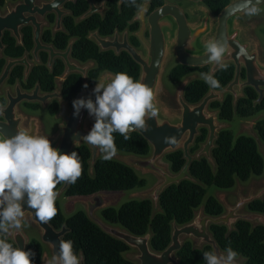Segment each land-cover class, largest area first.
<instances>
[{"label":"water","instance_id":"1","mask_svg":"<svg viewBox=\"0 0 264 264\" xmlns=\"http://www.w3.org/2000/svg\"><path fill=\"white\" fill-rule=\"evenodd\" d=\"M38 0H24L23 3L17 4L11 8L6 18L1 19L3 29L5 27L14 33V36L20 40V29L32 25L35 29V54L40 50L50 52V67L55 59H62L66 65V73L62 77L59 85L72 74H79L84 77L87 82V73L94 67L93 63H88L81 67L76 61L71 59L72 45L69 46L67 52H56L53 47H44L41 43V32L47 23L41 20L47 15L56 14L57 22L55 33L64 32L63 19L70 13L63 10V7L77 0H53L51 2H41ZM90 5V10L79 22L93 16L94 14H104L105 2L98 6L95 0H85ZM193 4L200 5L207 0H187ZM124 2L119 1V7ZM150 1L145 3L144 12L138 14L133 20L141 22L140 30L135 34L139 42L142 44L146 54L137 51L129 43L128 32H125L123 38L119 32H116L114 38H101L98 32L90 35L91 40H95L102 52L115 51L116 55L126 52L140 68L139 80L154 89V103L158 108V116L155 119L147 121L148 131H133L129 134L138 133L148 143L151 153L148 157H137L131 155L124 160V164L133 170H140L146 174L157 176L161 183L156 186L150 193L144 195L142 200H149L153 205V216L161 212L160 199L166 191L172 186H180L183 182L189 181L200 184L192 175L191 167L194 162L206 159L212 166L214 171L217 165L213 157L216 149V143L219 134L228 129L226 124H222L219 120V112L213 111L211 106L213 103H222L226 95H232L234 99V108L240 98L243 97L244 89L253 88L258 92L262 102L264 98V62L261 61V49L258 41L253 35L256 29L254 22L248 25H242L237 19L246 15L243 13L240 4L241 0L231 2L219 15L216 25L212 22L209 12H205V16L197 26L188 23L185 13L176 5L167 3L163 8L154 11L149 17L148 7ZM259 7L264 6V0H260ZM1 32V31H0ZM149 33V35H147ZM210 39L226 40L231 46V56L225 57L226 65L235 67V76L233 81L223 90L215 91L211 89L204 99L196 104H189L185 99V89L192 80L185 81L177 93L178 108H172L160 96V88L162 76L166 66V60L170 53H174L179 65L190 69H209L214 77L223 69L217 65L208 62L205 45ZM26 64L28 71L31 65L22 61H10L2 78L0 79V89L4 81L8 78L11 71L19 65ZM243 69L246 70V81H242ZM112 76L111 73L105 74L101 80L107 81ZM100 80V81H101ZM93 86L80 93L75 100L91 98L95 102ZM17 95L13 96L8 92V107L4 109L0 115L4 118L0 122V132L11 137L17 131H28L30 134L40 135L39 121L37 119H29L19 112V107L23 102L40 103L44 107L52 100L58 99L62 104L61 112L57 119L62 120L59 131L50 140L54 148L59 149L61 154H71L81 146H87L91 152L90 168L93 171L94 166L100 159V151L82 141V137L86 136L91 128L92 117L89 116L87 110L82 109L78 117L74 116V108L72 106L69 112L68 105L62 101V97L58 93L40 94L39 86L32 93L22 92L17 89ZM208 131V137L201 149L192 154V148L196 145V141L200 136L201 130ZM251 136L256 140L259 151L264 158V145L260 141L257 134L250 129ZM174 136L175 144H165L164 138ZM80 141L79 143H76ZM182 151L186 161L183 169L174 174L170 165L160 164L166 160L167 156L175 152ZM167 161V160H166ZM71 184L64 183L59 197L65 193ZM86 207L88 218L96 224L108 236L123 242L130 248V251H136L137 254L131 256L130 261L133 264H181L178 254L182 251L185 242H191L195 245V250H202L203 247H211L217 253H224L219 247L211 233L212 226H225L228 234L235 231L239 222H247L254 227H264V215L249 211V207L258 201H264V180L262 187L252 189L248 196L238 194V202L234 206H229L224 198L218 200L224 207L225 213L220 217H210L202 211L195 214L194 219L184 225L178 226L176 223L172 225V239L170 246L164 252H157L152 249L151 240L153 237L152 230L145 236H135L124 228L113 226L96 217L97 212H102L108 208H114V199L103 194H97L92 197L78 199ZM248 209V212H244ZM25 217L24 221H31L39 230L41 242L48 248L53 256L59 250V241L64 240L69 233V229L64 226L61 230L55 229L52 224L41 223L31 210L24 205ZM15 246L22 250L28 249L29 240L23 230L19 233L13 230L8 235ZM81 264L85 263L84 255L80 256ZM49 261L44 256L41 264H47ZM236 264H246L244 259H236Z\"/></svg>","mask_w":264,"mask_h":264},{"label":"trees","instance_id":"2","mask_svg":"<svg viewBox=\"0 0 264 264\" xmlns=\"http://www.w3.org/2000/svg\"><path fill=\"white\" fill-rule=\"evenodd\" d=\"M50 1V0H46ZM106 1L107 11L104 17L94 15L89 19L77 23L76 19L82 17L89 10V3L81 0L75 4H69L67 9L73 13L64 21L67 34H58L52 39L51 32H46L45 41L53 43L56 49L65 51L72 39H76L73 45L72 56L81 63L95 61L97 68L90 71L88 86L92 87L98 82L102 73L115 75L125 72L134 80L140 78V68L125 52L115 55L113 52H100L99 47L88 39L90 33L98 31L101 37L107 38L114 35L116 30L123 33L129 30L130 42L139 47L138 40L133 36L138 31L137 24H130L137 13V8L125 3L121 9L119 0H96L97 3ZM165 0L153 1L152 8L157 9L164 5ZM142 5L144 0H136ZM3 4L0 0V6ZM207 7L214 15H219L229 4L230 0H208ZM54 22V17L49 18ZM8 55L12 58L22 57L24 52L33 48L32 31H24V47L16 48L15 43L8 37ZM43 61L46 62L44 56ZM2 64H0V71ZM64 66L56 63L53 74L45 67L34 70L26 89H32L40 84L44 93H50L55 88V78L61 76ZM209 73V69H190L180 65L170 71V80L174 84H180L192 73ZM20 68L16 69L11 83L21 78ZM219 81V88H212L201 79L191 80L185 89V99L189 104L200 103L211 89L223 91L234 78V67L227 65L214 77ZM82 78L71 76L63 86V97L68 102H73L75 97L84 91ZM257 94L253 90L246 91V97L239 100L237 109H234L233 97L226 95L222 103H213L211 108L219 112L220 122H232L236 117L248 119L264 111V101L256 104ZM4 103V101H3ZM36 110L38 105H27ZM59 110L58 104L53 103L49 109L52 115ZM260 141L264 145V119L257 122L255 127ZM130 139L125 140L119 133H114L117 151L137 157H148L151 148L138 133L129 134ZM208 131L201 130L196 145L192 148V154L197 152V146L206 142ZM82 157V176L71 184L65 193L68 198H88L102 193L129 192L138 188H144L145 180L141 179L135 170L124 163L100 158L91 172V152L87 146H81L75 150ZM213 157L217 165L214 171L206 159L194 162L191 167V175L200 184L189 181L180 186H172L160 199L161 212L153 216V205L149 200H133L123 203L118 209L108 208L101 212L103 220L113 226H119L135 236H145L152 230V249L164 252L171 244L172 225L184 226L190 223L196 212L203 207V211L210 217H220L225 213L223 205L215 198L208 197L207 189L215 187L221 190H230L236 185V181L247 182L252 177H261L264 174V158L259 151L256 140L251 136L240 135L237 139L230 129L223 130L219 134ZM167 162L174 174H178L186 164L182 151L167 156ZM64 183L57 186V191ZM58 214L50 221L52 226L61 230L64 226L69 229L64 240L74 242V250L80 256L84 255L86 264H133L124 255L130 252V248L123 242L105 234L94 224L83 211H78L70 217H65L59 201H56ZM249 211L264 215V201L253 203ZM211 233L219 247L225 249L231 247L238 253L236 259H244L246 264H264V227H254L247 222H239L235 231L228 234L225 226H212ZM11 243V242H10ZM27 251L35 253L32 264H41L44 249L42 245L32 240ZM213 251L205 246L202 250H195V245L185 242L182 251L178 254L181 264H206L203 253Z\"/></svg>","mask_w":264,"mask_h":264},{"label":"clouds","instance_id":"3","mask_svg":"<svg viewBox=\"0 0 264 264\" xmlns=\"http://www.w3.org/2000/svg\"><path fill=\"white\" fill-rule=\"evenodd\" d=\"M122 2L136 7L138 14L145 10L136 0ZM259 2L241 0L240 7L244 14L256 16L261 11ZM205 49L208 62L226 70L224 60L226 55L231 56L230 44L226 40L210 39ZM200 75L210 87H220L211 72ZM93 94L95 102L91 98L73 101L74 116L78 117L85 109L94 117L93 127L81 139L103 153L104 160H111L117 153L114 133L128 140L133 131H148L147 121L158 116L154 89L125 72H118L107 81L96 82ZM3 111L4 106L0 105V113ZM164 143L175 144L176 138L165 137ZM82 171V157L76 151L61 154L45 135L24 130L8 137L0 132V264H32L35 253L8 241L13 230L19 233L25 226L24 205L34 210L41 223H49L58 214L56 201L60 194L57 186L76 183ZM237 256L231 247L224 253H203L206 264H236ZM47 264H81L74 242L60 240L58 252Z\"/></svg>","mask_w":264,"mask_h":264},{"label":"flooded vegetation","instance_id":"4","mask_svg":"<svg viewBox=\"0 0 264 264\" xmlns=\"http://www.w3.org/2000/svg\"><path fill=\"white\" fill-rule=\"evenodd\" d=\"M11 1H12L11 3H7L6 0H2L3 4L0 6V31H1V32H0V64H2V68H1V71H0V79L2 78L3 74L5 73V70H6V68L8 67V64H9L10 61H22V60L26 59V62H27L28 64L31 65V68H30L29 71H28V67L26 66V64H22V65L16 66V67L11 71V73H10L9 76H8V78L4 81V83H3V85H2V87H1V89H0V105H3V106H4V109L8 107V104H9V101H8V92H10L11 95L16 96V95H17V93H16V92H17V89H20L22 92L32 94V93L36 90V88L39 86V88H40V94H41V95H45V94H54V93H58V94H60L61 97H62V101L68 105L69 112H71V110H72V106H73V102H68V101L64 100V97H63V94H62L64 84L66 83V81H67L71 76L76 75V76H80V77L82 78L83 85H85V84L88 85V83H89V73H90V71H92V70H94V69L97 68V63H96L95 61H90V62H88V63H93V64H94V67H93L92 69H90V70L88 71V73H87V82L84 81V77H83L82 75H79V74H72V75H70L66 80H64V81L61 83V85H59V82L61 81L62 77H63L64 74L66 73V65H65V63H64V61H63L62 59H55L54 62H53V64H52L51 67H50L51 56H50V52H47L46 50H40L37 54H35L36 44H35V29H34V27H33L32 25H29V26H27V27H22V28L20 29V36H21L20 40L17 39V38L14 36V33H13L12 31L8 30L7 27H5V28L3 29V22L1 21V19L6 18V16L8 15V13L11 11V8L14 7V6H16L17 4L23 3L24 0H11ZM51 1H53V0H50V1H46V0H38V1H37V4L40 5L41 2H51ZM78 1H81V0H77V1H75V2H70V3L66 4V5L63 7V10H64V11L70 13L69 16H67V17H65V18L63 19V28H64V32L55 33L56 22H57V15H56V14H50V15H47L45 19L41 20L42 22L48 24L47 27L44 26V27L42 28L41 38H40L41 43H42V46H44V47H53L54 50H55L56 52L65 53V52H67V50H68V48H69V46L71 45L72 42H73V45H74V43L76 42V39H72V40L69 42V45H68V47H67V49H66L65 51H60V50L56 49V47H55V45H54L53 43H47V42L45 41V35H46V32L50 31V32H51L52 39H54L58 34H67V30H66V28H65V26H64V21H65L66 18H68V17H72V16H73V13H72L70 10L67 9V6H68L69 4H75V3H77ZM84 1H85V0H84ZM119 1H120V0H119ZM148 1H150V4H149V7H148V14L146 15V18L149 17L154 11L163 8L167 3H169V4H171V5H176V6L180 7V9L185 13V15H186V17H187V20H188V23H189L190 25H192V26H197V25L200 24V22L202 21V19H203L204 16H205V12H206V11L210 13V15H211V17H212V22H213L214 26L216 25L217 20H218V17H219V15H220V14H219V15H214V14L210 11V9L207 7V4H206L208 0H207L206 2L200 4V5L193 4L192 2L187 1V0H172V1H171V0H165V1H164V5H163L162 7H160V8H157V9H153V8H152L153 1H155V0H144L142 6L144 7L145 3H147ZM180 1L187 2V3H189V4L191 5V11H192V13H193V17H194L196 23H193V22L190 21L192 15H191L190 13L186 12V11H185V10H184V9L178 4V2H180ZM233 1H235V0H230V3L233 2ZM86 2H87V1H86ZM104 2H105V11H104V14H103V15H101V14H94V15H100V16H102V17L105 16L106 11H107V6H106V1H103L102 3H104ZM95 3H96V5H98V6L102 5V3H97L96 0H95ZM124 4H125V3H124ZM124 4H123V5H124ZM89 7H90V5H89ZM118 7H119V3H118ZM122 7H123V6H122ZM122 7H119V9H121ZM263 7H264V6L260 7V9H262ZM89 10H90V8H89ZM89 10H88V12H89ZM88 12H87V13H88ZM221 12H222V11H221ZM137 13H138V12H137ZM137 13H136L135 17L137 16ZM85 14H86V13H85ZM85 14H84V15H85ZM84 15H83V16H84ZM94 15H93V16H94ZM52 16L54 17V22H50V20H49V18L52 17ZM83 16H82V17H83ZM82 17L76 19V22H77V23H81V22H83V21H85V20H87V19L90 18V17H89V18H87V19H85V20L79 22V20H80ZM91 17H92V16H91ZM135 17L132 19V21L130 22V24H131V25H132V24H137L138 27H139V29H138V31H139V30H140V27H141V22H135V23H133V20L135 19ZM249 17H250V16H248V15H244V16L238 18V19H237V22L240 23V24H242V25H248L249 23L254 22V21L252 20V18L248 19ZM254 23L256 24V29H255V31L253 32V35L256 33V31H257V29H258V25H257V23H256V22H254ZM27 29H31V31H32V41H33V48H32V50L29 51V52H24L23 56H22V57H19V58H12V57H10V56L8 55V50H9V45H8V43H7V39H8V37L14 41V43H15V47H16V48H23V47H24V31L27 30ZM138 31H137V32H138ZM95 32H98V31H95ZM116 32H119V31L116 30ZM116 32H115V33H116ZM125 32H128L129 43H130L131 46H133V45L131 44V42H130V36H131V34H130L129 30L124 31L123 33H120V32H119V34H120V36H121V39L123 38V35H124ZM137 32H135V33L133 34V36L138 40V38L135 36V34H136ZM92 33H94V32H92ZM92 33H90L89 36H88V39H89V40H91L89 37H90V35H91ZM98 33H99V32H98ZM115 33H114V35H115ZM263 34H264V30H263ZM99 35H100V34H99ZM114 35L111 36V37H107V38H111V39H113V38H114ZM147 35H149V33H148ZM100 37H101V36H100ZM254 37H255V35H254ZM101 38H104V37H101ZM255 38H256V37H255ZM256 40H257L258 43H259V40H258L257 38H256ZM91 41L94 42V43L97 45V43L95 42V40H91ZM138 42H139V40H138ZM73 45H72V51H73ZM97 46H98V45H97ZM259 46H260V49H261V61L264 62V45H263V49H262L260 43H259ZM98 47H99V46H98ZM133 47H134L137 51H139V52H142V51L140 50V48L143 49L144 52H142V53H144V55L146 54V52H145V50H144V48H143V46H142V44H141L140 42H139V47H135V46H133ZM99 49H100V47H99ZM100 52H102L101 49H100ZM107 52H113V53L116 55L115 51H107ZM122 53H123V52H122ZM122 53H121V54H122ZM125 53H126V52H125ZM44 56L46 57V62L43 61ZM117 56H118V55H117ZM130 57H131V56H130ZM71 59L74 60V61H76L81 67H84L85 65L88 64V63H85V64H84V63H81V62L75 60V59L73 58L72 55H71ZM58 62H61V63L63 64V66H64V71H63V73H62L61 76H58V77L55 78V88H54V90H53L52 92H50V93H44V92L42 91L41 86H40L39 83H37V84L35 85V87L32 88V89H26V88H25V85H27V84L29 83V81L31 80L32 74H33V72H34V70H35L36 68H38V67H45V68L48 70V72H49L50 74H53L54 66H55L56 63H58ZM177 62H178V61H177ZM177 65H179V63H178ZM177 65H176V66H177ZM180 66H181V65H180ZM232 66H233V65H232ZM182 67H183V66H182ZM233 67H234V66H233ZM18 68H20V70H21V72H22V76H21V78H17V79L15 80L14 83H11V80H12V77H13V75H14V72H15V70L18 69ZM105 74H107V73H102V74H101L100 78L98 79V82L102 79V77H103ZM234 76H235V67H234ZM185 79H186V78H185ZM233 79H234V78H233ZM232 81H233V80H232ZM232 81H231V82H232ZM242 81H244V82L246 81V70H244V69H243V72H242ZM95 85H96V84H95ZM95 85H94V86H95ZM7 86H8V87H13V90H12V89H9ZM92 87H93V86H92ZM89 88H91V87L88 86L87 88L84 89V91L87 90V89H89ZM247 90H253V91L257 94L258 98H257L256 104H261V103L264 101V98H263L262 102H259V98H260V96H259L258 92H256L253 88H246V89H244L243 97L240 98L239 100L244 99V98L246 97V91H247ZM82 92H83V91H82ZM82 92H81V93H82ZM79 94H80V93H79ZM79 94H78V95H79ZM78 95H77V96H78ZM77 96H76V97H77ZM231 96H232V95H231ZM76 97H75V98H76ZM232 97H233V96H232ZM74 100H75V99H74ZM3 101H4V103H3ZM238 102H239V101H238ZM53 103H57V104H58V107H59V110H58V112H57L56 115H52V114L50 113V111H49V109H50V107H51V105H52ZM27 105H38V108H37L36 110H33V109H31V108H28ZM233 105H234V99H233ZM22 106H25L26 108H28V109H30L31 111H34V112H38V111H40V110L43 109V110H45L46 112H48V114H49L50 116H52L53 118H55V119L59 122V127H60V125L62 124V120H61V119H57V116H58V114L61 112V109H62V104H61V102H60L58 99L52 100L51 102H49V103L47 104L46 107H44V106H43L42 104H40V103H27V102H23V103L20 105V107H19V112H20V113H21L20 109H21ZM234 109H235V108H234ZM212 110H213V109H212ZM213 111H216V110H213ZM263 113H264V111L258 113L257 115H255V116H253V117H251V118H248V119H242V118H238V117H236V118L239 119V120H241L243 123L252 124V126H253L252 129H253V131L255 132V134H257L255 127H256V125H257V122H259L260 120H263V119H264V118L261 117V115H262ZM21 114H23V113H21ZM23 115H24V114H23ZM24 116L27 117L26 115H24ZM29 117H30L29 119H37V120L39 121V127H40V123H41V122H40V120H39L36 116H29ZM27 118H28V117H27ZM236 118H235V119H236ZM235 119H234V120H235ZM234 120H233V121H234ZM248 120H249V121H248ZM3 121H4V118L0 115V122H3ZM233 121H232V122H233ZM229 123H230V122H229ZM243 123H242V124H243ZM243 126H244V125H243ZM58 131H59V128H58ZM257 135H258V134H257ZM246 136H250V135H246ZM251 137H252V136H251ZM262 144H263V143H262ZM63 186H64V185H63ZM63 186H62V188H63ZM62 188H60V190H59V194H60ZM65 193H66V192H65ZM65 193H63L62 195H65ZM62 195H61V196H62ZM57 200H58V199H57ZM26 221L31 222V221H29V220H26ZM31 223H32V222H31ZM32 224H33V223H32ZM26 225L28 226V223H27ZM33 225H34V224H33ZM29 226H30V225H29ZM25 229H26V230H25ZM25 229L22 227L23 232L25 233V235L27 236V238H28V240H29V245H30V242H31L32 240H36V241H38V242L42 245V247H43V249H44L43 258H44V256H47L48 259H49V256H50V258H52V255H51L50 251L48 250V248H47L46 246H44V245L42 244V242H41V236H40V232H39V230H38V232H37L36 238L31 239L30 236L26 233V231H28L30 228H25ZM27 229H28V230H27ZM37 229H38V228H37ZM8 241L11 242V243H13L11 240H8ZM13 245L15 246L14 243H13ZM28 247H29V246H28ZM27 250H28V249H27ZM43 258H42V261H43ZM42 261H41V263H42Z\"/></svg>","mask_w":264,"mask_h":264},{"label":"rangeland","instance_id":"5","mask_svg":"<svg viewBox=\"0 0 264 264\" xmlns=\"http://www.w3.org/2000/svg\"><path fill=\"white\" fill-rule=\"evenodd\" d=\"M172 1V0H171ZM7 3H11V0H6ZM178 4L188 13L192 15L190 21L193 23L195 22V19L193 17V13L191 11V5L187 2L180 1ZM252 18L254 22L257 23L258 29L256 33L254 34L255 37L259 40V43L263 49L264 45V7L261 9L260 14L256 16H250L248 19ZM142 52L143 49L140 48ZM178 64L176 56L174 53H170L168 55V58L166 60V66L165 70L162 76V83L160 88V96L163 100H165L172 108L177 109V93L181 85L187 81V80H194V79H201V75L198 72L192 73L189 75L186 79H184L180 84H174L170 80V71L172 68H174ZM8 87V86H7ZM9 89L13 90V87H8ZM21 113L26 115L28 118L29 116H36L40 120V135L47 136L50 140L56 135L59 128V122L50 116L48 112L45 110H40L38 112L31 111L30 109L26 108L25 106H22L20 109ZM262 118H264V113L261 115ZM249 121V120H248ZM95 123L94 117H92L90 128L93 127ZM222 124H226L228 126V129H230L233 134L234 138L237 139L240 135H250V129L253 128L252 124L243 123L239 119H235L233 122H221ZM243 123V124H242ZM244 125V126H243ZM254 132V131H253ZM255 133V132H254ZM201 145L197 146V151H199ZM128 157H131V155L125 154L123 152L117 151L116 155L111 159L114 161H118L121 163H124V160ZM99 158L103 159V153L100 152ZM160 164L168 166L169 163L166 160H163L160 162ZM137 175L145 180L146 185L144 188H138L129 192H110V193H102L105 196L111 197L114 199V208L118 209L123 203L133 201V200H142L144 195L150 193L156 186H158L161 183V180L153 175V174H146L140 170H135ZM264 180V174L261 177H252L247 182H241L239 180L236 181V185L234 188L230 190H221L217 189L215 187L206 188L207 189V196L208 197H215L217 200H220L221 198H224L225 202L229 206H234L238 202V194H242L243 196H248L250 191L252 189H258L262 187V181ZM78 199L83 198H68L65 197V195H62L58 197V201L61 205L62 212L65 217H70L73 214L77 213L78 211L86 212V207L81 201H77ZM203 207H201L196 213L202 211ZM244 212H248V209H245ZM96 217L103 220L101 216V212H97ZM28 223V226L26 225ZM30 225V226H29ZM119 227V226H118ZM25 228H30L26 233L30 236L31 239L36 238L38 229L35 225H33L31 222L25 221ZM26 230V229H25ZM137 252L131 250L130 252L126 253L124 256L130 260L131 256L136 255ZM138 264V263H136Z\"/></svg>","mask_w":264,"mask_h":264},{"label":"bare ground","instance_id":"6","mask_svg":"<svg viewBox=\"0 0 264 264\" xmlns=\"http://www.w3.org/2000/svg\"><path fill=\"white\" fill-rule=\"evenodd\" d=\"M51 258H50V256H49V260H50Z\"/></svg>","mask_w":264,"mask_h":264}]
</instances>
